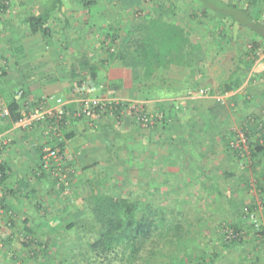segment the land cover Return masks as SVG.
Here are the masks:
<instances>
[{"label":"crops","instance_id":"1","mask_svg":"<svg viewBox=\"0 0 264 264\" xmlns=\"http://www.w3.org/2000/svg\"><path fill=\"white\" fill-rule=\"evenodd\" d=\"M93 1L88 6L83 0H60L46 25L50 33L44 36L31 31L30 19L48 6L53 8L51 3L58 0H0L1 100L8 105L10 98L23 91L26 97L21 104L47 100L50 105H67L73 113L77 108L71 102L73 87L100 68L97 82L106 89L96 95L140 100L155 124L143 129L129 113L121 121L109 116L79 120L70 115L63 131L70 160L66 190L40 170L41 145L54 141L48 124L23 131L0 116V163L5 171L0 181V264H54L34 255L47 254L46 246L27 247L22 239L67 236L70 226L89 219L88 206L100 193L132 203L142 204L145 199L193 209L205 241L195 244L193 251L204 254L200 256L203 264H264L260 257L264 249L252 231L254 220L264 229V149H257L264 141V82L259 79L264 54H255L258 48L264 52V40L230 19L215 17L218 37L204 35L208 43L201 40L198 47L203 54L213 44L220 55L229 48L235 51L234 72L227 74V66L220 64L219 75L228 79H218L219 91H212L233 96L222 104L211 97L191 100L157 90L152 99L142 100L132 89V68L111 62L98 51L107 49L113 36L126 35L121 30H130L132 13L143 0ZM219 1L248 10L264 26V0ZM209 73L195 72L187 92L205 88L206 79L198 85L197 77ZM245 75H256L252 86L246 81L240 89L224 92L232 78L244 80ZM226 109L235 115L231 118ZM246 115L254 120L256 135L251 138L255 141L250 157L241 161L230 147L235 130L227 126L242 127ZM67 221L74 223L67 225ZM227 228L242 229L246 238L225 244ZM234 249L240 255L228 258Z\"/></svg>","mask_w":264,"mask_h":264},{"label":"trees","instance_id":"2","mask_svg":"<svg viewBox=\"0 0 264 264\" xmlns=\"http://www.w3.org/2000/svg\"><path fill=\"white\" fill-rule=\"evenodd\" d=\"M59 1L51 4L57 6ZM195 1L192 19L202 16L212 20L215 17L230 19L249 34L264 40V26L248 10L226 5L219 0ZM83 2L88 6L94 4L93 0ZM54 6L46 7L40 15L30 19L33 33H41L44 36L50 33L46 25L52 12L56 10ZM172 7L161 5L159 14L142 18L141 22L131 27L126 38L120 40L113 36L111 44L107 47L109 61L132 68V89L139 93L142 100L152 99L157 90L184 97L193 86V74L196 72L201 48L190 40L186 28L170 19V16L175 14ZM216 30L219 32L218 28ZM93 73L90 78L99 81V71L94 70ZM87 78L89 77L84 76L82 79ZM243 83L244 80L240 77L232 78L225 86L224 92L238 90ZM17 98H10L7 103L10 115L6 119L13 123L23 117L21 99ZM254 135L256 130L251 129L250 138ZM258 145V150L264 149L260 143ZM1 169L3 177L0 181L5 178V171L3 167ZM87 211L94 224L90 222V218L86 219L81 224H76L79 227H76L75 240L74 236L68 235L69 240L65 236L66 241H70L69 245L64 242L61 247L70 254L66 264H184L180 257V252L183 251L179 247L188 241L198 244L197 241L201 238L197 215L192 217L190 211L178 212L175 207H166L153 200L142 201V204L132 203L128 198H114L100 193L92 198V204L88 206ZM233 229L235 232L242 231ZM26 240L25 246L31 247L33 241L29 242V238ZM242 240L244 238L226 240L225 244H238ZM77 244L80 246H77L78 250H74L73 246ZM34 255L37 253L34 252ZM171 256L173 257L168 262L165 261ZM233 256L230 253L228 258Z\"/></svg>","mask_w":264,"mask_h":264},{"label":"built area","instance_id":"3","mask_svg":"<svg viewBox=\"0 0 264 264\" xmlns=\"http://www.w3.org/2000/svg\"><path fill=\"white\" fill-rule=\"evenodd\" d=\"M253 49L252 46H250ZM255 54L262 57L264 52L261 48L256 49ZM253 74V72H252ZM251 74V75H252ZM252 78V76H251ZM260 81L264 82V73L260 76ZM106 86L97 82L93 78H87L73 87L71 91L72 103L77 108L74 112L68 110L67 105L54 106L50 105L47 100H41L34 104L32 101L24 100L22 102L23 117L15 123V129L31 130L35 126L48 124L52 132L54 141L45 142L42 146L40 170L50 173L57 181L58 186L69 190V172L70 160L65 153L64 143L65 138L63 131L69 124V116L73 115L76 119H89L99 121L104 116H109L115 120L121 121L124 113H129L137 124L143 129H150L154 126V117L148 114L145 109V104L140 100H125L114 98L105 95H96L98 91H104ZM234 93L213 94L209 88H199L188 92L187 98L198 100L200 98H213L218 103L225 104L227 99L233 96ZM24 92L19 91L17 97L23 100ZM72 113V114H71ZM10 112L8 106L0 98V116L2 118L9 117ZM254 125V120L248 118L242 127L235 130V139L230 142L232 151L238 159L245 161L251 155V129ZM262 126H260V130ZM264 145V141L260 142ZM2 145V137H0V146ZM2 165L0 163V178L3 177ZM253 237L264 249V231L254 220ZM226 238L229 241L246 238L245 231L235 232L234 229L227 228ZM27 238L22 240L25 242Z\"/></svg>","mask_w":264,"mask_h":264},{"label":"rangeland","instance_id":"4","mask_svg":"<svg viewBox=\"0 0 264 264\" xmlns=\"http://www.w3.org/2000/svg\"><path fill=\"white\" fill-rule=\"evenodd\" d=\"M195 3H196L195 0H149V1L143 0L141 2V8L137 9L136 11H134L132 13V18H131L132 20L130 21V26L132 27L133 25L138 24L139 22L142 21V18H144L146 16H156L157 14H159V9H160L161 5L162 6L171 5V7L174 6V7H172V8H174L172 10L175 12V14H172L170 16V19L172 21H176L180 26H183L184 28H186V30L188 31V35L190 37V40L198 47V45H200L199 42H201V40H204V42L208 43L207 40L205 41L204 35H207L206 36L207 38L216 39L218 37V32L216 30L217 27L214 23L216 21L212 20L211 18H209L207 16H202L201 18H198V19L197 18L192 19L191 13L193 12V7H194V13H195V7H196ZM131 27H130V29H131ZM234 31H235L234 29L231 31L233 35H234ZM121 32L126 33L125 36L122 35L124 38H126L128 35V32H129V29L126 28V30H121ZM208 34H211V35H208ZM211 42H212V40H211ZM217 46L213 44L214 48L212 47V50L209 51L207 54H203L204 51H203V48L201 47V49L199 50L200 57L198 59V65L196 66L195 71H196V74H198V75L199 74L202 75V73L205 74L206 70H207V73L215 72L214 74L216 76L212 77L213 75L209 73L208 77L207 76L197 77L196 82L198 83V85H201L206 81L205 82L206 83L205 88H209L211 91L216 90L218 92L219 91L218 79H223V78L228 79L227 76L226 77L221 76L222 73H221V75H219L220 64H221V66H223V65L227 66V68L225 69L227 74H229L230 72H234V68H235L236 63H237V62H235L237 55L235 54V51L230 50V48L228 49V51L226 53H223L222 55H220L218 52ZM93 49H92V51H94ZM98 54H100V56H104L106 58L109 57V53H108L107 49H102V50L98 51ZM96 70L99 71V74L102 72L100 70V68H98ZM255 76L256 75H254L253 77H255ZM253 77L251 78L249 75H245L244 76V82L247 81V82H249V86H252V84L255 83V80L253 79ZM81 79L78 78L75 81L77 82ZM214 85H215V87H214ZM216 91H214V92H216ZM214 92H212V93L213 94H220V93H214ZM226 111L228 114H230V117L235 115L233 110L226 109ZM247 116L248 115H246V117ZM248 118H249V116H248ZM236 125L239 126L238 123H235V124L232 123V125L230 124L227 126V129L231 127V128H234V130H236V129H238V127ZM233 126H235V127H233ZM233 138L235 139L236 137L234 136ZM233 138H232V140H233ZM254 141H255V138H253V140H251V142H254ZM243 164H244V162H243ZM142 201H146V200L143 199ZM163 206H166V205H163ZM170 207H172V206H170ZM177 211L178 212L190 211V214L192 215V217L196 216L193 209H189L186 206H180V209H177ZM89 218H92V217H89ZM196 218H198V217H196ZM91 221H92V219L90 220V222ZM71 223H74V222H71ZM71 223H70V221L65 222V224H67V225H70ZM199 223H200V225H199V229H200L202 224H201V222H199ZM92 224H94L93 221H92ZM75 227L78 228L79 225H77ZM75 227L70 228L69 234H68L69 236H71V237L74 236V234L76 233V229H77ZM261 229H262V227H261ZM254 230L255 229H253L252 231L254 232ZM262 230L264 231V229H262ZM251 232L250 233L248 232V233L250 235H252ZM68 235L66 237L69 240L70 238L68 237ZM66 237L52 236V237H45V238H41V239H39V238L35 239V238L30 237L29 241L30 242L33 241V246L35 248H40V247L46 246L45 250L48 252L47 254H43L44 251L42 252V254H40L41 253L40 251H39L40 253L35 252V253H37V256H38L37 258H39V260H43L44 258H47L46 263L49 261H52V263H54V264H66L67 260L70 258V254H69V252H65V250L63 248H61L63 246L64 242H67L68 245L70 244V241H66ZM73 239L75 240V236L73 237ZM206 240H207L206 244L209 245L211 243V242H209V238H207ZM197 242L200 244L205 243V241H203L202 238L198 239ZM194 245H195L194 242L188 241V242H186V244H183L181 247H179L180 250L183 251V252H180V257L182 260H184V264H198L197 262H200V259H201L200 256L204 255L200 251L194 252L193 251ZM77 246L79 247L80 245L77 244L76 246L75 245L73 246L74 250H78ZM185 247H187V249H185ZM47 248H50V249L48 250ZM239 253H240L239 250L234 249L232 254L234 256H236V255H240ZM209 255L212 256V253H209ZM172 257L173 256L165 259V261L168 262L169 259H171ZM260 257L264 258V253H260Z\"/></svg>","mask_w":264,"mask_h":264}]
</instances>
